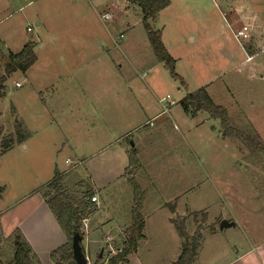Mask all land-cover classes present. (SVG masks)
<instances>
[{"label":"rangeland","instance_id":"obj_1","mask_svg":"<svg viewBox=\"0 0 264 264\" xmlns=\"http://www.w3.org/2000/svg\"><path fill=\"white\" fill-rule=\"evenodd\" d=\"M168 1L158 24H179L198 38L191 42L185 34L176 42L177 37L164 39L177 57L176 78L155 57L142 12L127 0H0L2 54L16 53L32 40L37 57L26 74L16 70L6 77L0 98L3 133L14 132L21 122L28 134L22 143L0 153V186L5 190L0 207L25 193L43 191L55 170H66V193L80 198L88 187L97 193L81 241L86 256L90 246L93 260L100 252L93 246L96 241L103 240L105 260L119 251L114 247L110 252L104 236L114 237L112 225L133 204L131 180L144 192L142 233L147 240L139 244L130 264H174L182 239L171 217L176 222L183 219L188 234L201 235L193 264L226 262L235 250L230 215H261L245 209L255 200L264 207L262 155L225 130L219 118L203 109L185 111L180 103L188 93L206 87L212 101L225 109L230 127L250 138L256 133L264 143V91L259 89L263 83L251 76L250 65L236 67L238 58L228 57L220 38L250 23L264 0ZM105 12L110 19L102 18ZM127 23L135 24L132 30ZM238 42L247 53L261 55L257 46L264 45V28L256 27ZM261 60L264 55L251 62ZM60 75L71 79L63 84L82 86H49ZM65 87L71 89L64 94ZM106 105L114 112L112 122L106 125L101 116L91 122L94 110L103 111ZM130 110H136V117L128 114ZM107 144L105 155H93ZM72 147L84 162L76 171L69 170L75 164ZM111 147L114 158L107 161ZM117 147L129 149L128 164H120ZM135 156L139 167L130 163ZM10 214L2 218L5 226L16 219L17 213ZM239 224L246 225L242 219ZM211 227L222 230L212 235ZM11 254L10 241L0 234V261L7 264Z\"/></svg>","mask_w":264,"mask_h":264},{"label":"trees","instance_id":"obj_2","mask_svg":"<svg viewBox=\"0 0 264 264\" xmlns=\"http://www.w3.org/2000/svg\"><path fill=\"white\" fill-rule=\"evenodd\" d=\"M127 1L136 4L140 8L143 15V26L152 52L157 60L163 62L169 68L171 75L176 78L177 76L174 72L175 60L168 53L162 43L160 31L152 29L149 23V21H154L157 18L158 13L169 5V1ZM0 61L3 67V72L0 73L1 98L4 95L6 87V77L16 70L23 73L26 72L36 61L34 43L29 40L16 53L9 52L6 55L1 54ZM180 103L185 111L189 112L197 108L203 109L207 111L211 117L219 118L225 130L230 132L233 136L241 139V141H243V143H245L251 151L261 154L262 158H264V143L258 141V135L255 133V136L250 138L230 127L225 109L220 105H216L212 101L204 87L188 93L180 100ZM27 136L28 134L21 122H17L14 132L9 134H4L3 129L0 127V153H5L16 143H22ZM131 154L134 157L135 152L133 151ZM130 163L133 165L135 164L134 158L130 159ZM130 182L133 190L131 225L127 228L123 246L120 249H117L119 251L112 254L104 263H102L103 258L97 255L93 264H120L126 262L128 256L136 251L138 242L143 238L142 232L144 229V217L142 214V205L144 201V192L134 180H131ZM3 192L4 187L0 186V197ZM92 193L91 188L88 187L84 191L83 196L80 198H73V196L65 192L62 184V174L58 170L54 171L52 178L45 184L42 196L44 197L45 203L55 216L61 231L66 237V242L63 245L55 248L49 253V260L51 264H74L71 248L72 232L77 230L81 236H83L81 223L87 218L89 210L92 208L93 202H91V197L94 196ZM174 210V206H172L171 211L174 212ZM205 219L206 214H204V220ZM171 222L182 239L181 250L174 264H193L198 249L201 246L200 233L198 232L192 235L188 234L183 219L179 222H176L175 219H171ZM212 229L213 228L211 227L210 231ZM7 239L10 241L12 250L11 258L7 264H42L18 228L14 229ZM0 264L4 263L0 261Z\"/></svg>","mask_w":264,"mask_h":264},{"label":"crops","instance_id":"obj_3","mask_svg":"<svg viewBox=\"0 0 264 264\" xmlns=\"http://www.w3.org/2000/svg\"><path fill=\"white\" fill-rule=\"evenodd\" d=\"M125 5L127 6L128 2H126ZM133 7L140 10L139 7L136 5H134ZM166 8H167V6L165 8H163L158 13L157 18L154 21H151L152 23L150 24L152 29L160 31L161 41L163 44L165 42L164 39H166L167 37L169 38V36H172L173 38L177 37L175 39V42L177 39L178 40L183 39L185 37V34H188L189 41H191V42L198 39V38L194 39V36H193V34H191L190 31L182 30V28L179 27V24H177V25L171 24L170 25L169 21L165 22V24H162V23L158 24V18L161 14L165 15L164 10ZM254 14H257L258 20L256 22L255 27L251 31L247 32L246 35L253 32L256 27L264 28V7L258 12L254 11ZM173 23H178V20H174ZM224 23L226 24L227 28H229L228 22L225 20V18H224ZM35 24L40 25V22H36ZM134 26H135V24L130 25L127 23V27L130 28V30H132V28ZM27 30H28V28H27ZM204 32H205V34L203 36H207L208 30L205 29ZM234 33L235 32H233L230 36L228 35L227 37H223V35H222V37H220L221 40L223 41V46H222L223 51L228 54V57L236 56V58H238L236 67L250 65L251 66L250 69L252 71L251 76L256 75L257 80L260 83H263L259 89H260V91H264V60L259 61V63H257V61H255V63L251 62L254 59H257L258 57H260L261 55H264V45L263 46H257V48H259L260 51H263V52H261V55L258 54L259 56L257 55V53H255V54L247 53L245 51L244 47L242 46V44H240L238 42V37H236ZM198 35H199V33H198ZM253 35L254 34H252V36ZM146 36H147V34H146ZM248 37H249V35H248ZM240 39H242V38H240ZM0 43H2V42H0ZM169 44L170 45H168V46H171L173 43H169ZM164 46H165V44H164ZM34 47H35V45H34ZM165 48L168 51V53L174 58V60H177L176 59L177 57L174 55L172 49L168 48L167 46H165ZM0 53L2 54L1 49H0ZM10 53H13V52H10ZM34 53H35V51H34ZM36 64H37V57H36V61L33 63V65H31L30 68L24 73L26 74ZM58 79H57L58 81L56 80V83H50L49 86H82L78 82H76L75 85L73 83L63 84L66 81V79H68V76L63 77L60 75L58 77ZM68 80H71V79H68ZM204 88L206 89V87H204ZM69 89H71V88L65 87L63 89L64 94H65V92L70 91ZM56 91H57V89H56ZM208 95H209V93H208ZM73 101L75 102V98ZM55 104H57V103H55ZM72 105L69 104L70 107H72ZM109 107L110 106L106 105L105 109L103 111L95 109L93 115L91 116L93 118V120L91 121V120L87 119L88 122L91 121L94 123L96 117L101 116L104 118V123L106 125H107V122L111 123L114 112ZM68 109H69V107H68ZM141 109L143 110L142 107H141ZM73 111H75V110H73ZM77 112H80V113L82 112L83 114L86 113L82 108H78ZM90 114H91V112H90ZM90 114H89V116H90ZM128 114H130L133 117H136V110H130V111H128ZM108 144L111 146L112 142H109ZM108 144L105 145L104 148L97 150L93 155H95V156L96 155L97 156L105 155L108 151ZM119 147H121V146H119ZM109 149H110V152L105 157L107 159V161L109 160V158H111V159L114 158V157H112L113 156L112 147ZM117 149H118L117 151L119 152L118 156L120 158V164L125 165L126 162L128 164V153H130L129 149L128 148L123 149V148H118V147H117ZM71 151H72V155H73L75 164L69 170L74 169V171H76V169L79 166L83 165L84 162L81 158H79L80 155L76 154L77 149L75 147L74 148L72 147ZM133 151L135 152V155H136L137 151L135 148L131 150V152H133ZM135 159H134L135 166L139 167L140 164H139L136 156H135ZM134 170H136V169H134ZM65 172H67V171L65 170V171H63V173H61L62 174V184H64V181H65L64 180ZM48 181H45L44 185ZM91 190L93 192L92 194L93 195L96 194L94 196L97 198V193H96L95 188L94 189L91 188ZM4 193L5 192H3V194L1 195V198L3 197ZM254 198L258 199V196H254ZM132 202H133V199H132ZM96 203L97 202L92 203V206L95 207ZM132 206H133V204L130 206V209L125 214H123L121 217L119 216L120 220L117 221V224L114 223V219H111V222L113 221V223H114L112 225V227H114L113 229L115 230L114 237L111 238V236L108 233L105 234V236H104V238L106 236L110 237L111 244L113 245V247H115V249H120L123 246V243L125 240V235L127 232V228H129L131 225V208H132ZM247 208L250 211H254L256 214H260L259 213V211H260L261 215H258L257 217L250 218V219L247 218L250 215V213L247 211H243L242 213H239V216L236 215L235 213H232L230 215L231 216L230 220H232V222L234 224V229L236 230L235 235H234L236 239L233 237V247L235 249L234 255H231L230 257H228L226 259V262L223 261L222 263H219V264H264V230H262V231L259 230L260 227H264V222H262L261 220H258V219L264 218V217H262V215L264 214V212H262L264 210V207H262V205L260 204V201L255 200L252 203V205H250V207L246 206L245 209H247ZM142 210H143V205H142ZM12 213H17V216H15L16 219L12 223H10L9 225L5 226L6 222H3V220H2L3 216H5V214L12 215ZM172 214L175 215L176 211L174 210V212ZM42 218L44 219V223L41 222ZM172 218L173 217L169 218L170 221ZM241 219L246 224L245 227H243L242 225L239 224V221ZM86 220H87V224H88V219L86 218ZM253 221L255 222L254 224L251 223ZM144 222H145V220H144ZM229 224H230V222H229ZM228 225H226V226H228ZM87 227H88V225H87ZM16 228H18L21 231L24 238L29 243L33 252L35 253V255L37 256V258L40 260V262L42 264H51V262L49 260V253L53 249L63 245L66 242V237L63 234V232L61 231V229H60V227L56 221L55 216L53 215V213L51 212V210L49 209V207L45 203L44 197L42 196V191H40V190H35V191H31V192L25 193L23 195H20L19 197H16V198L12 199L11 201H9L7 205L0 207V234L4 237H8L13 232V230ZM220 230H222V229H218V230L212 229L210 232L212 235H216V233H219L218 231H220ZM143 232H144V229H143ZM50 233H52V235H50ZM236 233H239V234H236ZM146 240H147V238L143 233V238L138 242V246H137L136 251L134 253L130 254L127 258V261L122 263V264H130V262L132 261L131 259H136L135 257H136L137 252H138L139 244L141 242H145ZM93 246L99 247V250L101 252V256H100V252L98 255L103 258L102 263L106 262V260L104 259V250L105 249H104L103 240L100 242H98V241L94 242ZM88 247H89V253H90V246L88 245ZM89 253L87 254L88 258L90 257ZM43 256L45 258H47L46 259L47 262L43 261ZM95 259H96V257L94 258V260L91 258V263H94ZM133 264H139V263L137 260H135V262Z\"/></svg>","mask_w":264,"mask_h":264},{"label":"built area","instance_id":"obj_4","mask_svg":"<svg viewBox=\"0 0 264 264\" xmlns=\"http://www.w3.org/2000/svg\"><path fill=\"white\" fill-rule=\"evenodd\" d=\"M213 2L216 4L217 0H213ZM110 17L111 16H110V14L108 12H105L102 15V18L106 19V20L110 19ZM257 20H258V16H257V14H254V16H253L252 20L250 21V23H243V25L240 28L235 30V33H234L235 36L238 37V38L244 37L247 32L251 31L255 27ZM16 85H18V84H16ZM162 100L164 101V99H162ZM91 201L92 202L96 201V197L92 196L91 197ZM86 226H87L86 219H84L82 221V223H81V231L84 232V233H86ZM105 244L108 246L109 251L114 253V251L116 249L114 250V247L111 244V239H110L109 236L105 237ZM87 262H88V264H93V263L90 262L88 257H87Z\"/></svg>","mask_w":264,"mask_h":264},{"label":"water","instance_id":"obj_5","mask_svg":"<svg viewBox=\"0 0 264 264\" xmlns=\"http://www.w3.org/2000/svg\"><path fill=\"white\" fill-rule=\"evenodd\" d=\"M81 241V234L77 230H74L71 236L72 259L74 264H88L86 254L81 246Z\"/></svg>","mask_w":264,"mask_h":264}]
</instances>
